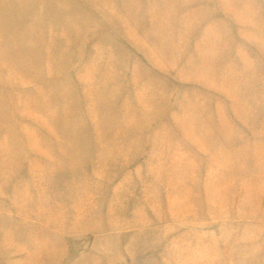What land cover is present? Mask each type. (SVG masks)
<instances>
[{
	"label": "rangeland",
	"instance_id": "374dc122",
	"mask_svg": "<svg viewBox=\"0 0 264 264\" xmlns=\"http://www.w3.org/2000/svg\"><path fill=\"white\" fill-rule=\"evenodd\" d=\"M0 264H264V0H0Z\"/></svg>",
	"mask_w": 264,
	"mask_h": 264
}]
</instances>
